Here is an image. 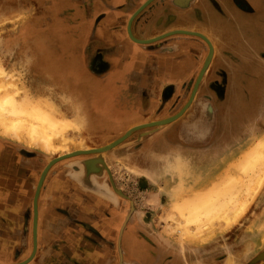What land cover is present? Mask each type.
I'll return each mask as SVG.
<instances>
[{
    "label": "rangeland",
    "instance_id": "obj_1",
    "mask_svg": "<svg viewBox=\"0 0 264 264\" xmlns=\"http://www.w3.org/2000/svg\"><path fill=\"white\" fill-rule=\"evenodd\" d=\"M252 1L260 8V12L251 17L236 12L231 0L221 1L225 12L218 10L215 5L204 10V29L210 32L209 34L204 30V34L214 45V55L204 74V93H209L210 106L218 113L220 130L216 139L223 145L220 148L223 149L220 151V165L215 174L205 173L204 178L209 177V181L202 184V180L198 179L196 182L189 179L188 171L185 172L181 168L177 169L179 172L169 173L170 163L166 164L162 172L153 171L152 165L149 164L145 166L150 168L148 170L138 166L137 153L140 151L133 147L131 139L136 135L138 140L145 137L142 141L144 144L152 135L166 133L175 125H170L171 123L137 129L107 152L79 154L55 163L46 175L39 196L38 236L41 231H49L51 227L57 230V225L61 226L58 222L51 223L50 218L60 215L71 219V232L67 234L70 238H61V245H55L56 241L49 237L43 242L46 248L59 252V258L55 257L58 264H75L84 260L79 251L87 255L89 247L83 245H101L102 240L95 236V223L84 216L82 220L81 216L84 212L82 204L93 201L89 193H96V182L99 183V180L106 177L103 174L104 164L109 165V169L104 173H107L113 182L109 195L113 202L111 198L106 201L113 204L114 215H123L120 221L127 213L129 216L130 210L134 216H139V220L142 215H151V225L143 223L142 220L139 224L146 235L148 231L157 235V245L168 248L170 243H175L183 251H186V247H192L194 260L204 257L206 264H259L264 260V188L240 223L229 229L217 227L215 233L210 237L205 235L204 240L183 238L167 217L168 214L177 212L174 201L196 190L212 186L227 172L234 173L232 170H236L234 166L237 160L259 138L264 137V0ZM63 10L60 16L55 14L57 19H49L37 7L26 12L23 6L18 5L16 12H0V62L6 66L8 73L14 74L15 79L12 82H19L20 98L24 95L23 90H26L36 98H44L64 116L78 121L81 131L71 128L68 130L69 136L78 139L86 136L92 147H87L86 144L76 146L71 140L66 143L70 150L74 152L104 147L135 125L173 116L184 107L191 93L170 94L167 87L187 85L194 88L197 78L182 77L180 74L184 70L187 71V68L172 77L159 76L158 64L162 60L169 63V57L168 52L155 49L159 45H166L178 39L192 43L202 42V39L195 35L174 34L152 43L136 42L139 49H143V55L137 56L136 59L133 55L129 57L131 65L127 67L129 70L124 72V77L115 76L114 66V78L111 79L105 76L110 74L109 72H93L88 59V46L84 44L85 41L76 40L78 28L71 29L66 25L68 23L71 26L72 20H75L74 14H65ZM48 21L52 22L48 27L50 30L46 26ZM47 37L52 38L54 43L38 40ZM209 53V44L204 40V64ZM132 58L138 60L137 64L132 62ZM194 63L195 71L202 61ZM215 66L217 70H213ZM96 69L104 70L106 67L97 65ZM220 77L226 78L227 86L221 98L213 94L219 93L213 85L214 79L218 80V84L224 85ZM118 86L125 87L126 94L118 90ZM132 90L140 91L144 97L145 114L142 117L137 112L138 109H134L135 95ZM75 100L82 103L78 109L70 110V104ZM219 109L224 111L223 114ZM183 116L190 114L184 113L181 117ZM137 120L139 124L136 122L126 128L127 130L123 129L118 137H113V132H110L125 128ZM105 138L107 140H104ZM56 144L63 145L64 142L57 139ZM122 147L124 148L121 149ZM89 155L93 156L78 159ZM56 156L57 154L45 150L41 145L32 143L27 135L16 137L6 133L0 125V263L20 262L31 255L34 245V198L37 185L44 168ZM86 160L88 161L84 162ZM63 166L64 169L61 170ZM91 170H98L99 174H93ZM60 174L65 177V195L61 199L66 204L53 206L51 202L49 205L47 197L52 196L46 195L47 184ZM74 175H77V179ZM142 182L145 185H142ZM57 184L55 179L52 187H57ZM79 189L84 191V194H80ZM132 204L134 211L131 209ZM44 215H49V218H45L48 221H45V227L41 228L40 219ZM128 216L124 217L122 223L119 221L113 226V253L108 261L122 264L123 249L125 251L138 248L143 260L150 262L151 258L146 253L148 243L139 236L132 224L128 225L135 219L138 222V219H128ZM126 221L125 228L127 225L128 227L122 243L121 230ZM70 229L66 228L67 231ZM201 249L203 255L199 252Z\"/></svg>",
    "mask_w": 264,
    "mask_h": 264
},
{
    "label": "crops",
    "instance_id": "obj_2",
    "mask_svg": "<svg viewBox=\"0 0 264 264\" xmlns=\"http://www.w3.org/2000/svg\"><path fill=\"white\" fill-rule=\"evenodd\" d=\"M41 6H46L50 10H54L58 12V10H63L65 14L72 13L74 14L75 20H72L71 26L66 24L68 28H78V32L76 34V40L79 42L81 40L85 41V45H89L92 35L94 34V38L97 40H101L102 45L108 46H121L118 57L113 59V61L117 62V67L122 68V72L120 68L117 70L118 72L115 76H123L125 75V71L129 70L127 67L131 65V61L129 57L131 55L140 57L143 55V49H139V44H137L132 38L129 36L127 27L130 18L133 14L143 5L146 0H37ZM201 1V0H200ZM35 4L36 0H32ZM173 0H154L147 7H145L140 13L136 15V17L132 21V30L134 36L137 38H151L157 35H160L164 32L174 30V29H189V30H199L204 33V5L203 3L197 7H200V13L193 11V9H185L186 7H179L174 4ZM186 2L184 3V5ZM37 6V5H36ZM188 7V6H187ZM184 8V9H183ZM56 14V13H54ZM179 15V19L172 18V15ZM60 16V12L57 13ZM55 16V15H54ZM53 17V16H52ZM56 18V16H55ZM57 19V18H56ZM52 22L50 21L49 24ZM49 27V25H48ZM47 27V28H48ZM49 29V28H48ZM50 30V29H49ZM48 30V31H49ZM92 31L94 32L92 34ZM208 32V31H207ZM210 34V32H208ZM82 36V38H81ZM55 39V38H54ZM41 41L54 43L52 38H42ZM171 45H174V48L168 52V54H172L175 56L173 59L171 55L169 56V65L173 68L174 73L179 72L182 69H188L189 66L192 69L194 67V58L195 54L199 53V47L197 43H192L187 40L178 39L170 42ZM141 46V45H140ZM127 57V58H126ZM132 58V62L135 64L137 61ZM131 60V59H130ZM218 62V58L216 59ZM127 63V64H126ZM126 64V65H125ZM137 64V63H136ZM213 70H217L215 66ZM124 71V72H123ZM96 76V75H95ZM109 78H114L111 74H106ZM172 77L171 75H169ZM119 88V86L117 87ZM133 95H135L134 109L137 110L138 106L145 103L144 97L141 96L140 91L132 90ZM143 93V92H142ZM138 94V95H137ZM141 96V97H140ZM74 98V97H73ZM76 99V98H75ZM204 99V77L199 86V89L196 94L195 101L192 103L191 107H189L185 114H190L191 116L198 114L197 111L199 102ZM82 103V102H80ZM144 107V104H143ZM191 110V112L189 111ZM223 114L224 111L219 109ZM219 112V111H218ZM218 115V113H217ZM188 117V116H187ZM182 118V117H180ZM179 118V119H180ZM138 121V120H137ZM178 119L172 122L170 125L177 124ZM136 122L130 123L128 126L122 129L129 128ZM169 125V126H170ZM191 129L190 132H185L183 135V145L180 147L181 159H177V162H184L186 166L190 169L188 171L189 179L192 180H202V184L204 182L209 181L208 178H204V174L211 173L210 175H214L217 167L220 165L219 160L221 158L222 151L220 148L223 145H220V142L216 139L219 135V121L218 117L212 123H198ZM172 127L168 129L167 132H170ZM121 130V129H120ZM168 134V133H165ZM164 134V135H165ZM163 133L160 136H164ZM157 135H152L151 138L146 141V143L141 146L139 149L140 152H143L144 155L147 153L148 149L151 150L150 155L155 156V149L153 147L154 142H156ZM159 136V135H158ZM166 136V135H165ZM224 141V140H223ZM172 142V141H170ZM224 143V142H223ZM150 156L153 160V156ZM161 155V154H160ZM138 166L143 168L144 170H148L150 168H146V163L144 161H139L141 158L137 153ZM171 156L168 158L170 159ZM154 171V170H153ZM163 171V170H162ZM160 171V172H162ZM171 171H169L170 173ZM74 177L77 179V175ZM55 179L58 182L57 187L53 188L52 185L55 183ZM65 177L60 174L56 175L54 179L50 180L47 184L46 195L52 196L49 198V205L62 206L66 204L63 202L62 196L65 195V190L63 189V184L65 182ZM64 180V181H63ZM81 183V181H80ZM208 183V182H207ZM82 184V183H81ZM62 187V188H61ZM204 188V186H202ZM264 188V187H263ZM262 188V189H263ZM102 191L96 189V193L90 194L93 197V202H91L92 208L94 210L93 217H90V221L94 222L96 225L95 236L99 238L98 240H102L101 245L95 244H87L83 245L85 247H89L88 254L85 252L79 251V255H83L84 260L76 262L75 264H113L112 261H108V258L111 257L113 253L112 243L114 230L113 226L115 223H119L123 215H114L113 213V204L106 201L109 199V195L105 192V195L101 193ZM104 197V198H103ZM112 202L113 199L111 198ZM255 202V201H254ZM72 203V202H71ZM254 203H252L253 205ZM122 211V210H121ZM49 215H44L40 219L41 228L45 227L43 223L48 221ZM55 216V215H54ZM128 216V213L127 215ZM124 216V217H125ZM246 216V215H245ZM124 217L122 221L124 220ZM134 217V213L131 215V219ZM139 216L137 215V217ZM244 218V217H243ZM242 218V219H243ZM241 219V221H242ZM52 222H58L61 226L57 225V230L54 227H51L49 231H41L39 233V247L34 259L28 264H58L55 260L59 258V252L55 250H51L46 248L43 245V242L46 239L52 238L53 241H56L55 245H61L63 242L60 241L61 238L68 237V232H71L70 226L71 219H65L63 216L52 217L49 219ZM133 220L128 225L132 224L135 228L136 232L141 236L149 245L147 249V255L150 256V262H145L143 260V256L138 248L125 250L127 257H129L131 263L133 264H206L204 263V257L201 259L194 260L193 249L192 247L189 249L186 247V251H183L180 247L176 246L175 243H170V246L167 248L165 246L157 245L159 241H155V238L158 240L157 235L148 231L149 233L146 235L141 229V219ZM153 221L152 216L150 215L147 225H151ZM121 222V221H120ZM122 223V222H121ZM142 223V222H141ZM68 225V226H67ZM127 225V227H128ZM72 227V226H71ZM125 228L123 235L127 229ZM66 228L70 230L67 231ZM59 229V230H58ZM122 235V242H123ZM71 236H69L70 238ZM142 241V240H140ZM171 242V241H170ZM42 246H41V245ZM138 249V250H137ZM188 250V251H187ZM191 250V251H189ZM201 255L204 253L199 251ZM72 263V262H71ZM73 264V263H72Z\"/></svg>",
    "mask_w": 264,
    "mask_h": 264
},
{
    "label": "bare ground",
    "instance_id": "obj_3",
    "mask_svg": "<svg viewBox=\"0 0 264 264\" xmlns=\"http://www.w3.org/2000/svg\"><path fill=\"white\" fill-rule=\"evenodd\" d=\"M7 70L0 62V125L6 133L19 138L27 135L32 143L57 154L55 158L73 153L66 145L71 140L76 146L92 147L86 136L79 139L69 136L71 128L81 131L76 119L64 116L44 98H36L23 88L24 95L20 98L19 82L13 83L14 74ZM70 105V110H75L80 102L75 100ZM57 139L65 145L56 144ZM234 167V173L227 172L212 186L174 201L177 212L167 217L183 238L204 240L205 235L210 237L217 227L229 229L247 215L264 187V137L259 138Z\"/></svg>",
    "mask_w": 264,
    "mask_h": 264
},
{
    "label": "flooded vegetation",
    "instance_id": "obj_4",
    "mask_svg": "<svg viewBox=\"0 0 264 264\" xmlns=\"http://www.w3.org/2000/svg\"><path fill=\"white\" fill-rule=\"evenodd\" d=\"M187 1L188 0H179L180 3H185ZM221 1L222 0H201V1L200 0H191L190 5L188 7H186L185 9H191L192 8L193 11H195L197 14V13H200V7H197V6H199L203 3L204 10H206L208 8H212V6L215 5L218 8V10L225 12V10H226L225 6L223 7V4ZM36 2L37 3L34 4L32 2V0H0V12L5 13V14L6 13H12V11L16 12L18 5H19V6H23L24 10L26 12H28L33 7H37L40 9V12L45 14L49 19H51L52 14H53L52 18H55L54 13H58V12H55L54 10L52 11L46 6L45 7L41 6L39 4V1H37V0H36ZM231 4H232V7L236 10V12L241 13V15H243L245 17L255 16L256 14H258L260 12V8L258 6H256L252 0H231ZM63 12H66V11L63 10ZM60 13H62V10L60 11ZM68 14H69V12H68ZM172 18H176V19L178 18L179 19V15L178 14L172 15ZM48 25H49V21H48L46 26L48 27ZM196 31H199V30H196ZM200 32H202V31H200ZM93 33L94 32L92 31V34ZM197 37H199V36H197ZM199 38L202 39V42L195 41L194 43L198 44L200 52L198 54H195L193 56V58L195 61H198V62L201 60L202 63L200 65V67L198 68V70L194 71L193 68L192 69L190 68V66H191L190 65L187 71L184 70V72L182 74H180L182 77L183 76L186 77V79L188 77H193V76L195 78H197L198 77L197 75L200 74V72L204 66V39L201 37H199ZM40 39H42V38H40ZM40 39H38V40H40ZM120 48H121V46L102 45L101 40H99V39L97 40V38H94V34H93L91 41H90V44L87 47V52H89L88 59L90 61V65L93 67V72L98 73L100 71H105V72H109L112 75L114 73V70L112 71V68L114 66L116 68L115 74L118 72L117 70L119 68H120V71L122 72V68L117 67L118 63L113 61V59H116L118 57L117 55L119 53ZM173 48H174V45H171L169 42L166 45H159L158 48H156L155 50L158 51L157 49H159V51H162V52L171 51V53H174V51L172 52ZM171 53L168 54V57L171 55V57L174 59L175 56H172ZM165 61L166 60H162V62H160V64H158L159 65L158 75L159 76H165V75L174 76V75H176L174 73L173 69H171L172 65L170 67L169 63H166ZM97 65H99V66L104 65L106 67V69H104V70L96 69ZM200 68H201V70H200ZM167 69H169V70H167ZM199 70H200V72H199ZM166 72H168V74H165ZM181 72L182 71H180V73ZM198 72H199V74H198ZM218 75L216 74V76H218ZM221 79L223 80V81L221 80L222 81L221 83H223L224 85L218 84L217 79H214L215 83H213V85L219 91V93H213V94H215V95L217 94L218 97L222 96L223 93H225V90L227 88V86H225L226 78H221ZM124 88L125 87H123V86H119L118 90H122V92L126 94V92H124ZM167 88H168L167 90L170 94H175V93H179V92L180 93H185V92L191 93L193 90L192 86L190 87L187 85H183L180 87L175 86V85H170ZM208 89L211 90L210 87H208ZM208 94L209 93H204L203 101L199 102L200 106H198V108H197L198 109L197 111L199 112L198 114H195L193 116L190 115L188 117L183 116L182 118L178 119V122H176L177 124H175L171 130H169L170 132H166L168 134H165L161 131L163 133V135L165 134L166 136L165 135L160 136L161 133L159 132L160 134H159V136L158 135L156 136L157 137L156 142H154V145H153L154 149L156 150L155 156H153L151 154L153 156V160L150 157L151 156L150 155L151 150H149V149H148L146 155L142 154V152L138 153V155H140V157H141L140 160L144 161L146 164H149L150 166L152 165L151 169L156 171V172H160L163 169H165L167 163H170V167L168 168V170H170L171 172H173V171L177 172L179 170L178 168L183 169L185 172L189 171L190 168L188 166H186L184 164V162H177L178 161L177 159L182 158L181 156H178V154H181L180 147H182V145H183V141H182L183 135L185 134V132H187V133L190 132L191 129L194 128L195 126H198L196 124H198V123L207 124L209 122L212 123L216 119V117H218L215 109L210 106V102H209L210 99L208 98L209 97ZM134 108H136L135 105H134ZM137 109H138L137 112H139L140 117L144 116L145 108L142 106H138ZM135 122H137L136 124H139L138 121H135ZM122 130L123 129L121 128V130L120 129H117L114 131L110 130V132H113V137H118V136H120V134H121L120 132ZM144 138L145 137H143L141 140H138V135H136L133 139H131V142L128 141V143L129 142L133 143V145H134L133 147H135L138 151L141 148V146H143L142 141H144ZM104 140H107V138H105ZM170 141H172V142H170ZM124 144H125V142H124ZM123 148L124 147H122L121 149H123ZM90 156H93V155L79 157L78 159H82V158H86V157L90 158ZM170 156H171V158L168 159ZM107 165L108 164H104L103 168H105V171L107 169H109V165H108V167H107ZM63 169H64V166L61 170H63ZM105 171H103V174L106 175V177H104V179H102V180H99V183L96 182L95 185L98 187V188H96L97 190L102 191L101 193L105 192L108 195H110L111 194L110 189L112 187L113 182H111L112 179L110 177L108 178V174L104 173ZM141 184L145 185L144 182H142ZM79 192H80V194H84L83 193L84 191L82 192L81 189H79ZM105 193H103V194L105 195ZM91 202H93V201H91ZM126 206L128 207V203ZM82 207H83L82 211H84V212H82L83 215L81 216L82 217L81 219L82 220L84 219L83 216L86 218L92 217V214H94V210L92 208L91 203L90 202H89V204L84 203V204H82ZM134 217H137V215H135ZM149 217H150V215H142V217H141L142 222L147 223L149 220ZM123 237H124V235H123ZM122 248H123V246H122ZM122 252H123L122 264H133V263H131L129 257H127L124 249ZM262 255H264V252Z\"/></svg>",
    "mask_w": 264,
    "mask_h": 264
},
{
    "label": "water",
    "instance_id": "obj_5",
    "mask_svg": "<svg viewBox=\"0 0 264 264\" xmlns=\"http://www.w3.org/2000/svg\"><path fill=\"white\" fill-rule=\"evenodd\" d=\"M153 1L154 0H146L143 3V5H141V7L130 18L129 23H128V27H127V31H128L129 36L132 38V40H134L135 42L140 43V44H146V43H152V42L161 40L163 38H166V37L174 35V34H188V35L199 36V37L203 38L209 44V47H210L209 56L207 58V61L204 64L200 74L198 75V77L196 79V82H195L194 88H193V90L191 92V96H190L189 100L184 105V107L178 113H176L175 115L167 117V118H164V119H161V120H156V121H152V122H148V123H144V124L135 125L134 127L130 128L120 138H118L117 140L111 142L110 144H108V145H106L104 147L95 148V149L74 151L73 153H70L68 155H64V156H61V157L53 158L52 160H50L49 163L44 168V171H43V173H42V175H41V177L39 179V182H38V185H37V189H36V193H35V198H34V226H33L34 245H33V251H32L31 255L27 259H25L23 261H20V262L8 263V264H28L34 259L35 255L37 253V250H38V247H39V245H38V223H39V208H38L39 205H38V201H39L40 192H41L42 186L44 184L46 175H47L48 171L50 170V168L55 163H57V162H59L61 160H64L66 158H69V157H72V156H75V155H79V154L104 153V152H107L110 149L116 147L121 142H123L125 139H127L133 133V131H135L137 129H141V128L149 127V126L167 125V124H170V123L176 121L182 115H184V113L187 111V109L195 101L196 94H197V91L199 89V86H200V84L202 82L204 74L206 73V71H207V69H208V67L210 65V61H211V59H212V57L214 55V45H213L212 41L210 40V38L208 36H206L204 33L200 32V31H196V30H189V29H174V30H170V31L164 32V33H162L160 35H157L155 37L145 38V39L135 37L134 33H133V30H132V21H133V19L136 17V15L138 13H140L145 7H147ZM190 1L191 0H188L186 2V4L184 5V3H180L179 0H173V2H175L174 4H176L179 7H187V6H189L190 5ZM88 160L95 161L94 159H88ZM88 160H86L84 162H87ZM94 165L97 167L96 162L94 163ZM76 166L77 165L75 163L74 167H76ZM91 172H92V170H91ZM92 173L93 174H96V173L99 174V171L96 170V171H93ZM131 209H133V211L135 209L133 204H132V208ZM131 215H132V210H130V212H129L128 219H129V217H131ZM126 223H127V221L124 223V225L122 227L121 236L123 235ZM0 264H7V263H0ZM259 264H264V260H262Z\"/></svg>",
    "mask_w": 264,
    "mask_h": 264
}]
</instances>
